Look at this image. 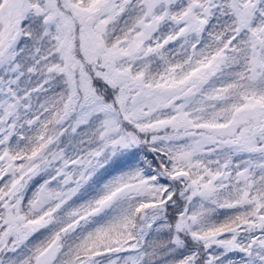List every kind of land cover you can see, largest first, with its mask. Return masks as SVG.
<instances>
[{"label":"snow or ice","instance_id":"obj_1","mask_svg":"<svg viewBox=\"0 0 264 264\" xmlns=\"http://www.w3.org/2000/svg\"><path fill=\"white\" fill-rule=\"evenodd\" d=\"M0 264H264V0H0Z\"/></svg>","mask_w":264,"mask_h":264}]
</instances>
